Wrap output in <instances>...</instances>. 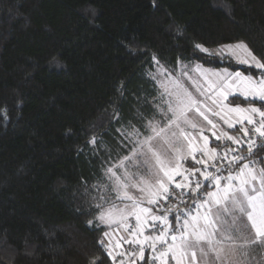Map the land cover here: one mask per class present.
<instances>
[{
    "label": "trees",
    "instance_id": "16d2710c",
    "mask_svg": "<svg viewBox=\"0 0 264 264\" xmlns=\"http://www.w3.org/2000/svg\"><path fill=\"white\" fill-rule=\"evenodd\" d=\"M238 41L264 59V0H0V264H114L86 209L128 154L117 129L157 119L153 54L171 69L179 58L257 76L194 49ZM251 256L264 264V249Z\"/></svg>",
    "mask_w": 264,
    "mask_h": 264
},
{
    "label": "snow or ice",
    "instance_id": "6c2138e0",
    "mask_svg": "<svg viewBox=\"0 0 264 264\" xmlns=\"http://www.w3.org/2000/svg\"><path fill=\"white\" fill-rule=\"evenodd\" d=\"M219 48L221 52L227 50L237 63L261 71L254 77L241 71L229 72L225 68L223 74L214 73L217 79L210 81L207 89L193 81L198 94L194 95L189 87L181 83L180 78L172 76L175 69H166L153 54L152 59L158 65V73H166L173 86V90L169 91L167 82L157 80L155 74L149 73L164 89L160 97H168L162 100L166 110L161 104L154 105L156 114L166 122L161 126L162 121L156 120L154 114L153 119L141 123L140 128L129 122L131 131L117 129L123 137L120 146L128 155L104 170L103 176L108 183L99 185L114 194L115 199L105 200L104 196L100 197L101 201L109 203L110 206L106 209L103 203H92L86 210H98L99 215L88 220L86 226L89 229L104 226L122 228L130 236L126 242L130 246L139 247L138 253L128 254L130 257L138 256L141 261H145L147 248L154 253L150 257L152 264H157V261L159 264H169V260L173 264H199L198 253L203 264H241L239 258L233 257L239 254L243 260L250 262L254 259L252 251L264 249V168L252 167L251 164L255 162L251 161L242 164L238 173L233 174L232 171L234 165L245 159V155L239 154L243 146H247L248 156L255 154L254 148L264 149V143L256 144L257 139L264 140V59L254 54L244 41L220 45ZM194 49L211 58L217 55L216 50H210L201 44H195ZM195 50L193 55H196ZM261 55L264 56V53ZM181 63L177 58V64ZM199 70L197 66L196 71ZM180 76L192 80L188 65H182ZM208 92H213L216 98L212 99ZM120 94L123 96V91ZM230 95L233 98L243 97L248 106L237 104L230 107L224 104L223 101ZM205 99L211 101V107L205 104ZM256 102L261 106H255ZM216 108L219 110H214ZM210 116L218 117L228 129L238 135H230L223 129L218 132V125ZM113 118L119 119V113H115ZM139 119H144L142 114ZM205 131L214 138L212 143L223 146L221 151L209 147V136L204 135ZM90 143H96L95 137ZM177 144L181 147H176ZM139 157L144 159L140 161ZM184 161H190L193 167H183ZM126 162L137 169L142 167L144 174L141 175L140 171L129 172L125 167ZM222 172H227V175H221ZM97 187L92 185L93 190ZM131 190L139 195H133ZM177 190L180 197H191V204L184 209L174 205L163 208L161 200L172 198L177 200V204L185 202L177 198ZM92 199L95 201L96 197ZM115 201L129 203L121 208ZM145 202L148 207L141 206ZM152 206H156L164 214H154ZM83 211L77 209V212ZM130 217L135 218V227L129 223ZM172 221L175 222V227ZM146 230H151L153 234L145 235ZM103 237L110 238V233H103ZM103 237L97 240V244L115 261L116 256L109 248L110 240L105 243ZM237 238L243 243L237 244ZM225 241L231 243L225 245ZM205 242L207 250L202 246ZM158 246L162 250L157 251ZM210 253L211 260L208 259ZM118 255L121 257L120 264H124L125 253L121 251ZM89 264H102V261L96 258L90 260Z\"/></svg>",
    "mask_w": 264,
    "mask_h": 264
},
{
    "label": "rangeland",
    "instance_id": "374dc122",
    "mask_svg": "<svg viewBox=\"0 0 264 264\" xmlns=\"http://www.w3.org/2000/svg\"><path fill=\"white\" fill-rule=\"evenodd\" d=\"M235 43H228V44H235ZM222 45H226V44H222ZM219 46L212 47V48H208V49H210V50H213V49L216 50V53H217L216 56H228V57L232 58L235 62H237L236 59H235V57L234 56H230L229 55V52L227 50H224L223 52H221ZM185 64L188 65V72H189V75L192 77V80H188L187 77H181L180 76L181 67H182V65H185ZM197 66H199V69H200L199 71H196ZM165 68L168 69L169 71L172 70L171 68H168V67H165ZM157 69H158V65L155 64L154 69L152 70L151 74H155L157 80H162V81L167 82L169 91H172L173 90V86H172V83H171L170 78L167 76L166 73L159 74L158 71H157ZM174 69H175V71L172 72V76L177 77V78H180L181 79V83H184L186 87H189V90L190 91H193V94L194 95H198L195 92V84H193V81H195L198 84L203 85V87L205 89H207L208 83L210 81H215L217 79V77L214 75V73L219 72V73L223 74V69H225V68L215 69V68H210V67L203 66V65H201L200 63H197V62H182L181 65H178L177 64V66ZM229 72H235V71L229 70ZM157 86L159 88V95H158V100H157V103L156 104H161V106L162 107H165V110H166V106L162 104V100L163 99H168V97L167 96L160 97V93L163 92L164 89L158 83H157ZM208 96L212 97V99H215L216 98L215 95L213 94V92H208ZM229 97H228V99H229ZM227 100H224L223 103L228 105ZM205 104L208 105L209 107H211V101L210 100L205 99ZM216 109H219V108H216ZM193 118L202 119V118H197V117H193ZM210 118H212L215 123L216 122H219L218 121L219 120L218 117H211L210 116ZM156 120H161L162 121V117L158 114ZM164 122H166V121H162L161 126H163V123ZM222 125L224 126V124H222ZM123 129H127L128 131H131V128L130 127L123 128ZM204 135H207V131H205ZM175 146L176 147H181V145H179V144H177ZM143 159H144V157H139L138 158V160H140V161H142ZM117 162H118V160L115 163H117ZM115 163H113V164H115ZM112 165H110L108 167H111ZM125 167L128 169L129 172L135 173L137 171H140L141 175L144 174L142 167L140 169H137L136 167L131 166V164L129 162H126L125 163ZM104 183H108L106 177H104L103 182L101 184H104ZM131 191L133 192V195H139L135 190H131ZM101 192H102V194H103L102 196H104L105 200H114L115 199V195L112 194V193H109L107 190L101 188ZM115 202L121 208H123L125 204L129 203L128 201H115ZM101 203H103V207L105 209L110 206L109 203H105L103 201H101ZM141 206L142 207H146V206H149V205H147V203L145 202ZM98 215H99V213H98ZM132 219H134V217H130L129 222ZM104 228H105V232H109L110 233V238L109 237H103V239L106 241V243H109V240H110L109 247L111 248L110 245L112 244L113 241L116 240V236H118V233L119 232H122L123 229L122 228L121 229H117L115 226H113L112 228H109L107 226H104ZM224 243H225V245L230 244V242H224ZM236 258H239L241 260V264H244L243 261H242V259H241V257H239V254H237V257H233V259H236Z\"/></svg>",
    "mask_w": 264,
    "mask_h": 264
},
{
    "label": "built area",
    "instance_id": "2783aa9c",
    "mask_svg": "<svg viewBox=\"0 0 264 264\" xmlns=\"http://www.w3.org/2000/svg\"><path fill=\"white\" fill-rule=\"evenodd\" d=\"M255 106L259 107V106H261V105H260V103H259V104H256ZM261 143H264V140H261V139H257V140H256V144H257V145H259V144H261ZM228 146H229V147H233V148L236 147V145H228ZM209 147H215V148H217V151L219 152V151L222 150V147H223V146H222V145H217V144L215 143V144H209ZM260 150H261V149H255V148H254V153L256 154V153H258ZM247 152H248L247 146H243V147L240 149V151H239V154H243V155H245V159H244V160H247V159H249L250 157H252V156L255 155V154H254V155L248 156V155H247ZM197 158H198V159L200 158L199 154H197ZM240 162H241V161H240ZM238 166H239V164L234 165L233 168H232V171H233V170H236V169L238 168ZM197 167H200V165H198ZM209 170H211V169H209ZM223 173H226V172H222L221 174H223ZM176 196H177L178 199H182V200L185 201V202H184V203H179V204H177V200H176V199H172V198H170V199L167 200V201H163V200H161L160 203L162 204L163 208L167 209V208H169V206H173V205H174L175 207H178V208L184 209V208H187V207L191 204V202H192V198L189 197V196H187V195H185V196H183V197H180V195H179V190H177V192H176ZM146 207H148V206H146ZM152 207H153V213H154V214H156V215H163V214H164L163 212L158 211L156 206H152ZM169 218H170V220H171V214H169ZM129 223L131 224L132 227H135V218L132 219ZM172 223H173V227H175V222L172 221ZM144 234H145V235H152L153 233H152L151 230H146ZM127 237H128L127 239H125V237H124V239H121V238H122V237H121V238H119V241L117 242V244H119V247H115V249H114V253H113V255L116 256V260L113 261L114 264H120L121 257H120L118 254H119L121 251H123V252L125 253V257H123V259H124V264H138L139 262H142V261L139 259L138 256H136V257H130V256L128 255L129 253H132V252H136V253H138V252H139V247H138V246H135V245H131V246H130V245L126 242L128 239H130V236L127 234ZM142 238H143V237H141V239H142ZM117 244H116V245H117ZM116 245H115V246H116ZM160 250H162V249H160L159 246H158L157 251H160ZM153 254H154V253H153L150 249H147V248L145 249V260H146L147 264H152V261L150 260V257H151ZM157 264H158V261H157ZM169 264H173V262H172L171 260H169Z\"/></svg>",
    "mask_w": 264,
    "mask_h": 264
},
{
    "label": "crops",
    "instance_id": "0c3cea01",
    "mask_svg": "<svg viewBox=\"0 0 264 264\" xmlns=\"http://www.w3.org/2000/svg\"><path fill=\"white\" fill-rule=\"evenodd\" d=\"M228 105H229L230 107H234V106H236V105H231V104H229V103H228ZM255 105H256V104H255ZM241 106H242V107H247L248 105H241ZM215 110L218 111L219 109H215ZM218 119H219V118H218ZM218 121H219V122H216L217 125H218V128H217L216 130H217L218 132H219L220 129H223V130H225V131H228L230 135H238L237 132H234V131H232L231 129H228V128H227V125H225L220 119H219ZM222 124H224V126H223ZM207 135L209 136V141L214 140V138L211 136L210 133L207 132ZM251 161H254V162H255L254 164H251L252 167H254V168H256V169L264 168V152H260V153L257 154L256 156H252V157H250V158L247 159V160H243V161H241V162L239 163L238 168H237L236 170H233V174H236V173L239 172L240 166H241L242 164H244V163H249V162H251ZM185 162H186V161L183 162V167H186V166H185ZM186 168H187V167H186ZM221 175H227V172H226V173H223V174H221ZM222 183H223V182H222ZM208 190L211 191V190H213V189H208ZM201 211H203V210H201ZM214 211H215V210H214ZM225 219H229V218H228V217H225ZM122 232H123V231H122ZM122 232H121V233H122ZM232 235H233L234 237H236V234H235V233H233ZM217 238L219 239V237H217ZM225 242H230V243H231V241H225ZM235 242H236L237 244L243 243V241L240 240V239H238V238L236 239ZM114 243L116 244V240L113 241L112 244L110 245L112 248H115V244H114ZM202 246L205 247V250H207V244H206V242L203 243ZM113 252H114V249H113ZM208 259H209V260L212 259V254H211V253L209 254V258H208ZM198 262H199V264H203V262L200 261L199 253H198ZM158 264H159V261H158Z\"/></svg>",
    "mask_w": 264,
    "mask_h": 264
}]
</instances>
